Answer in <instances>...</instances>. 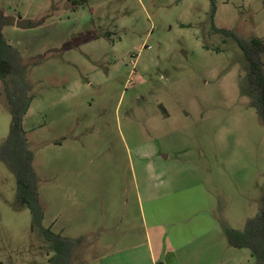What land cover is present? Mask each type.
I'll return each instance as SVG.
<instances>
[{
    "label": "rangeland",
    "instance_id": "374dc122",
    "mask_svg": "<svg viewBox=\"0 0 264 264\" xmlns=\"http://www.w3.org/2000/svg\"><path fill=\"white\" fill-rule=\"evenodd\" d=\"M214 6L212 15L210 0H0L1 32L32 97L22 129L41 227L77 239L72 264L147 259L145 245L135 249L145 241L139 206L211 211L223 228L217 256L236 254L220 264H256L224 228L242 232L260 211L264 125L249 64L217 30L264 61L248 46H264V0ZM19 20L30 26L15 28ZM4 94L0 81V146L11 128ZM15 179L0 160V264H48Z\"/></svg>",
    "mask_w": 264,
    "mask_h": 264
},
{
    "label": "trees",
    "instance_id": "16d2710c",
    "mask_svg": "<svg viewBox=\"0 0 264 264\" xmlns=\"http://www.w3.org/2000/svg\"><path fill=\"white\" fill-rule=\"evenodd\" d=\"M76 7L86 0H67ZM212 15L215 14L214 0H210ZM211 15V16H212ZM4 25L3 16L0 12V81L3 85L5 98L11 116V128L9 135L3 145L0 146V160L9 166L15 175L16 198L22 206L30 211L33 222L40 229V233L48 242L53 254L49 258L48 264H72L75 248L78 241L72 238L55 235L50 229L41 227L43 210L38 200L37 176L31 167L33 153L27 148V140L23 131V115L28 111L32 97H30V87L19 75L18 62L19 54L7 44L2 35L1 28ZM218 33L232 39L248 62L247 85L252 96L251 107L256 109L261 123L264 125V61H255L249 58L250 51L246 43L240 40L234 33L228 30H217ZM248 46L253 55L264 54L263 42L258 38L248 41ZM225 237L231 247L250 251L255 258L256 264H264V194L262 196L261 208L254 218L246 221L245 229L241 232L224 228Z\"/></svg>",
    "mask_w": 264,
    "mask_h": 264
},
{
    "label": "crops",
    "instance_id": "0c3cea01",
    "mask_svg": "<svg viewBox=\"0 0 264 264\" xmlns=\"http://www.w3.org/2000/svg\"><path fill=\"white\" fill-rule=\"evenodd\" d=\"M139 209L145 241L135 249L145 245L147 259L143 261L138 254L124 252L120 264H195L198 259L206 264H220L222 260H235L236 254L224 259L217 256L222 247L223 228L211 211L140 206Z\"/></svg>",
    "mask_w": 264,
    "mask_h": 264
},
{
    "label": "water",
    "instance_id": "95a60500",
    "mask_svg": "<svg viewBox=\"0 0 264 264\" xmlns=\"http://www.w3.org/2000/svg\"><path fill=\"white\" fill-rule=\"evenodd\" d=\"M30 26V23L27 20H19L16 22V27L17 29H24L28 28Z\"/></svg>",
    "mask_w": 264,
    "mask_h": 264
}]
</instances>
